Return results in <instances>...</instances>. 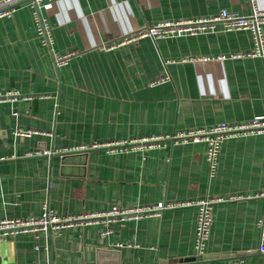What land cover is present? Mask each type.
<instances>
[{
	"label": "crops",
	"instance_id": "obj_1",
	"mask_svg": "<svg viewBox=\"0 0 264 264\" xmlns=\"http://www.w3.org/2000/svg\"><path fill=\"white\" fill-rule=\"evenodd\" d=\"M27 2L0 18V220L39 216L44 204L65 215L220 198L204 261L264 264L256 225L264 133L225 139L212 177L204 142L172 139L264 116V59L228 58L251 50V33L217 24L193 36L118 44L162 21L264 12V0H52L41 10L53 28L51 49L40 44ZM66 52L75 56L56 66L52 53ZM151 137L162 140L80 149ZM73 152L82 154L62 161ZM195 216L190 204L127 220L105 236L96 224L38 241L0 236V264H198Z\"/></svg>",
	"mask_w": 264,
	"mask_h": 264
},
{
	"label": "built area",
	"instance_id": "obj_2",
	"mask_svg": "<svg viewBox=\"0 0 264 264\" xmlns=\"http://www.w3.org/2000/svg\"><path fill=\"white\" fill-rule=\"evenodd\" d=\"M20 0H0V18L11 17L15 8L13 7ZM28 6L32 11L33 22L40 44L51 49L53 44L52 25L48 19L41 14V10H49L52 0H28ZM217 24H221L227 31L248 30L252 35V48L247 53L230 54L228 58L258 57L264 59V35L262 27L264 25V12L253 9L248 16H240L226 10H221L217 15L210 18H198L195 20L162 21L154 25L137 30L134 34L125 36L118 44L135 42L141 38L151 39L165 37L193 36L213 30ZM105 46V49L113 48ZM53 54V61L56 66L64 65L75 53L66 52L64 54ZM227 56L222 55L218 60H224ZM167 77L157 78L150 85L162 84L167 81ZM16 115V112L13 113ZM35 131H19L17 134L22 137H30ZM264 133V116H256L252 120L241 124L221 123L210 129L190 130L175 134L172 139L176 141H192L194 143L204 142L206 144L205 160L208 164L209 177L216 172L218 156L222 142L238 135ZM162 138H145L142 140H130L129 142H94L90 146H83L80 149L90 148L105 149H125L127 145L140 147L150 142V144L161 141ZM263 200V211L256 222L259 230V251L264 253V190L259 194ZM223 201L220 198H204L191 202H176L172 204L157 203L148 206H136L131 208L113 205L108 210L101 212H86L80 214L57 215L52 212L46 204L43 205L39 216H29L26 218H4L0 220V236H13L21 233H30L35 241L39 238H52L70 227L96 224L100 226L102 236L113 233L115 226L127 220L141 219L145 217L160 216L166 209L172 207H182L193 204L196 207L195 216V236H194V260L198 264H221L204 261L206 244L209 239L210 227L212 223V208L217 202ZM125 245H120V247ZM130 246V245H128ZM38 246H36L37 248ZM224 264H240L239 259Z\"/></svg>",
	"mask_w": 264,
	"mask_h": 264
},
{
	"label": "water",
	"instance_id": "obj_3",
	"mask_svg": "<svg viewBox=\"0 0 264 264\" xmlns=\"http://www.w3.org/2000/svg\"><path fill=\"white\" fill-rule=\"evenodd\" d=\"M82 154V152L81 153H79V152H73V153H63V154H61V159H62V161H64V162H68V160H71V159H74V158H76V157H79L80 155ZM194 260V259H193ZM188 261H191V259H189V260H184V262H188Z\"/></svg>",
	"mask_w": 264,
	"mask_h": 264
}]
</instances>
